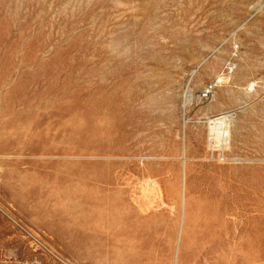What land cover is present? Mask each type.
Instances as JSON below:
<instances>
[{
  "label": "rangeland",
  "instance_id": "1",
  "mask_svg": "<svg viewBox=\"0 0 264 264\" xmlns=\"http://www.w3.org/2000/svg\"><path fill=\"white\" fill-rule=\"evenodd\" d=\"M251 81L264 0H0V264H264Z\"/></svg>",
  "mask_w": 264,
  "mask_h": 264
},
{
  "label": "built area",
  "instance_id": "2",
  "mask_svg": "<svg viewBox=\"0 0 264 264\" xmlns=\"http://www.w3.org/2000/svg\"><path fill=\"white\" fill-rule=\"evenodd\" d=\"M215 83H209L201 91V97L207 99L211 96ZM264 91V82L251 81L244 86L245 93ZM238 110H226L215 116L207 118L206 157L210 162L229 163L240 160L238 156L230 154L231 129L237 117Z\"/></svg>",
  "mask_w": 264,
  "mask_h": 264
},
{
  "label": "bare ground",
  "instance_id": "3",
  "mask_svg": "<svg viewBox=\"0 0 264 264\" xmlns=\"http://www.w3.org/2000/svg\"><path fill=\"white\" fill-rule=\"evenodd\" d=\"M225 77V76H224ZM228 78H226V80H227ZM218 81H223V79L222 78H219V80ZM225 82H227V81H225ZM184 179V178H183ZM184 188V187H183Z\"/></svg>",
  "mask_w": 264,
  "mask_h": 264
}]
</instances>
